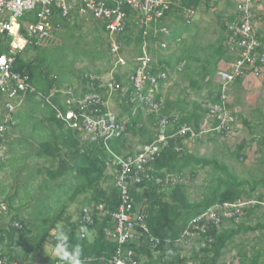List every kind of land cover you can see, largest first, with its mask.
<instances>
[{"label": "built area", "instance_id": "2783aa9c", "mask_svg": "<svg viewBox=\"0 0 264 264\" xmlns=\"http://www.w3.org/2000/svg\"><path fill=\"white\" fill-rule=\"evenodd\" d=\"M233 1L237 4V14L226 23L225 46L235 56V60L228 68L218 69L219 100L210 106L202 125L195 128L188 123H181L179 115H162L165 106L158 100L157 93L170 72L165 64L154 61L146 49V43L141 48V56L126 59V42L114 40L117 36L125 35L130 27L135 31L143 30L144 35L149 36L154 25L167 17L173 7V0H0V39L3 40L0 48L5 49L0 54V143L6 140L10 127L15 124L17 106L27 94H34L37 100L52 109L57 121L62 122L65 128L79 132L84 144H98L103 148L108 155V167L119 193L118 210L111 214L112 227L105 230L107 238L119 245L110 264H139L127 245L140 247L144 239H149L155 246L159 243L150 233L148 217L143 208L136 207L131 190L145 183L166 188L180 181L177 176L156 175L153 169V164L169 146V142L177 139L195 142L215 135L224 138L233 136L241 110L231 106L232 86L247 75H264V42L256 31L259 16L264 18V0ZM28 13L35 15V21L24 22L21 30V21ZM55 13L69 22L74 14L98 22L112 40L109 50L113 69L109 77L86 75V91L80 90L78 93L70 87L54 89L49 95H44L32 86L28 75L14 70L18 54L28 47L41 46L59 29L54 22ZM185 13L187 18H192L195 11L187 9ZM154 33L156 36H171V30L167 27L155 29ZM185 65L183 61L177 72H183ZM126 69L127 75L118 73V70ZM118 74L124 76L122 81L118 80ZM112 96L118 98L120 104L132 107L133 111L142 110L156 117L155 139L142 147L139 154L120 155L111 148L110 142L125 135L128 128V122L112 112L107 99ZM58 97L61 99L60 105L54 102ZM262 149L264 151V145ZM250 204L239 200L210 207L192 219L181 242L186 244L202 238L201 247L204 248L207 243L213 242L209 236L212 226L219 227L225 220L238 223ZM81 212L82 221L88 224L94 223L96 213L103 217L110 215L103 206L84 207ZM0 213H7L5 205H0ZM14 226L21 228L18 223H14ZM58 257L44 264L79 262L78 258L61 261ZM0 264L19 263H9L0 245Z\"/></svg>", "mask_w": 264, "mask_h": 264}, {"label": "trees", "instance_id": "16d2710c", "mask_svg": "<svg viewBox=\"0 0 264 264\" xmlns=\"http://www.w3.org/2000/svg\"><path fill=\"white\" fill-rule=\"evenodd\" d=\"M213 2L215 0H183L181 8H177L176 11L183 9L198 10L202 6H208ZM127 10L131 12L129 9ZM172 12L173 7L167 15ZM79 18L78 14H74L73 19L75 20L69 22L58 13H55L54 22L56 26H59L57 30L71 31L75 27L79 28L76 24V20ZM23 21L34 22L35 15L28 13ZM94 23L96 30L101 29L105 33V29L100 23ZM222 27L227 35L225 22L222 23ZM151 35L152 31H150L149 36H145L143 30L138 29L135 31L130 27L125 35L117 36L116 40L126 42L127 45L134 44L137 56H141L142 45ZM261 41L264 42V38ZM31 49L38 51V55L33 59H25V57L19 55L14 63V70L28 75L32 86L44 95H49L54 89H60L61 84L57 81V76L51 78L53 74L51 62L53 60L47 58L46 49L40 50L41 46H33L28 48L27 51ZM3 51L4 49H1L0 53ZM229 54L224 39L221 37L207 49V59L197 58L193 53L185 58L187 64L197 62L203 65L204 72L200 78L202 81L209 78L208 85L213 88V99L211 101L213 104L219 100V85L214 84L218 64L223 59L231 62L235 60V56L232 60L228 57ZM95 73L101 75L100 71ZM183 74L188 77L186 72ZM86 75H81L84 84L83 90L85 91ZM117 78L122 81L124 76L118 74ZM241 80L239 79L237 82L239 83ZM25 100L26 102H33L35 108L41 110L39 112L43 111L44 113L45 111L47 113L49 127L38 133L43 142L35 150L34 157L51 162V167L45 170L48 174V180L56 184L57 188H61L60 183L57 182L69 178V185L67 184V186L70 187L68 190L72 203L82 196V208L103 206L104 211L110 215L103 217L96 213L94 223L88 224L82 221V208L75 219L74 216L68 214V206L64 205L61 209L54 210L53 206L46 203L44 199L39 202L36 208L48 204L52 208L46 209L44 207L43 211H39L33 226H30L20 214L11 218V224L5 234H8L9 246L20 247V251L14 250L8 253L9 263L17 261L19 264H31L34 259H37L40 264L47 263L51 260V256L47 253L45 247L49 245L53 250H61L58 257V260L61 261L78 258V264H110L109 261L115 255L119 245L107 238L105 230L112 227L111 214L118 210L119 193L115 187L113 175L108 174L107 153L98 144H84L81 141L80 133L65 128L62 122L57 121L52 109L44 105L43 102L38 101L34 94H27ZM54 102L60 105V98H56ZM120 107L121 111L129 113L127 133L121 138L111 141V148L120 155L125 152L130 155L139 154V151L134 152L130 149V139H137L139 141L138 145L141 146L151 144L155 139L156 117L148 115L147 121H145L142 110H138L136 114H133L132 107L125 104H121ZM63 109L65 110L64 107ZM179 109L181 111L177 112L180 116V122L188 123L195 128L200 126L209 112L202 109L201 111L196 110L188 113L182 105H179ZM172 113L174 111L165 105L162 115H172ZM28 116L33 119V116ZM15 117L17 118L16 115H14V119ZM185 142V139L170 141L169 146L162 151L160 157L153 164L156 175L162 177L166 175L177 176L180 181L166 188L155 183H145L137 185L131 190L136 207L143 208V212L148 217L151 235L159 240L156 246L149 239H144L140 243V247L133 244L127 245V249L134 252V257L139 264H218L223 250L235 236V231L222 234L219 233L217 227L212 226L209 236L213 238V242L207 243L202 248V238L194 240L192 253L189 256L183 255L182 235L192 219L205 213L210 207L222 203H234L244 197L251 198V192L254 189L248 186L250 190L247 191L246 186L249 183L240 181L236 173L231 172L227 166L220 165L215 160L195 157L188 151ZM258 144L259 151L262 152L264 139L260 140ZM244 148L245 143L237 149L235 153L237 158H242L241 154ZM206 167L212 170L210 182H208L202 198L198 201H191L187 187L181 182V179L185 177L187 171H191V174L195 176L197 169ZM254 184L257 185L258 181ZM16 198L15 195L4 200L8 205L7 213L12 211ZM16 222L21 228L14 226ZM240 227L242 225H236V228L239 229ZM3 232H0V245L5 240ZM52 232L55 233L52 234ZM83 235L85 237H82Z\"/></svg>", "mask_w": 264, "mask_h": 264}, {"label": "crops", "instance_id": "0c3cea01", "mask_svg": "<svg viewBox=\"0 0 264 264\" xmlns=\"http://www.w3.org/2000/svg\"><path fill=\"white\" fill-rule=\"evenodd\" d=\"M182 2L183 0H173V12L167 15L166 18L162 19L160 22L154 25L153 29L151 30L152 31L151 37L145 42L147 47L146 49L148 50L149 54L153 57L154 61H156L160 65L165 64L170 72L167 81L160 84L157 93V98L158 100H161L165 105L170 107L172 111H174V113L172 114H177V115H178L177 111H181L179 109V105H182L186 109L185 111L191 113L196 110L201 111L202 109L209 111L210 106L213 104L211 102L213 99L212 97L213 88L208 85L209 78H207L205 81H202V79L200 78V76L204 72L203 65L197 62H191L190 64H187L185 58L190 56V53H193V55L196 56L197 58L207 59L206 51L214 42L209 44H204L203 46H199V47H196L194 44L191 43L189 46H186L185 45L186 43L182 44V42L180 43L178 42V40L181 41L186 40V37L184 36L185 34H189L192 31L197 30V25L194 22L198 21L200 17V15L198 16L197 12H195L193 16L195 17L197 15L194 21H192L193 17L189 19L186 18L187 17L186 13L184 14L186 17L184 18L181 15H177L176 9L181 8ZM213 5L214 6L220 5L219 6L220 10L217 15L219 35L215 40V42L221 37L224 39L225 42L227 35L225 34V31L222 27V23L223 22L227 23V21H230L235 18V15L237 14V4L233 0H224V1L215 0V2L211 3L210 5L208 4V6L205 5L202 6L200 10L201 11L203 9L208 10ZM198 10H194V11H198ZM178 12H181V10ZM24 22L27 21H23L22 19L21 30L23 29L22 27ZM176 25H179V28H177ZM192 26H194L195 28H193ZM162 27L169 28L171 30V36L169 37L162 35L156 36L154 30ZM263 29H264V18L263 16L262 17L259 16L256 22V31H257V36L259 37L260 40L264 38V33L262 31ZM116 38L114 40H116ZM191 38L192 37H189V42ZM2 41L3 40L0 39V44ZM133 46L134 44H131L132 48ZM1 49L4 48L1 47L0 50ZM27 49L24 52L18 54V56L22 55L23 57H26V55H28L29 52V50L27 51ZM3 52H5V49ZM228 57L230 59L232 58V60L234 58L232 54H229ZM183 61L186 62V65L184 67L183 72L179 73L177 72L176 69L181 65ZM232 63L233 62L228 61L226 59L221 60L218 64L217 71L218 69L228 68V66L231 65ZM185 72L187 73L188 77L184 76L183 73ZM124 73L127 75L126 71ZM263 77L264 75H262L261 77H254L252 75H247L245 78L241 80V82L239 83L236 82L232 86L230 92L231 106L233 108H238L241 110V114L239 116V120L237 122V127H236L237 131L238 132L247 131L249 133V140H251V142L254 144L256 142L259 143L260 140L264 139V78ZM185 81L188 83V85L183 89H180L182 88V83H184ZM214 84L219 85V80L217 79L216 75L214 78ZM77 92L79 93L80 91L77 90ZM196 93L200 94V97L195 96ZM107 99L110 104V108L112 112L115 115H117L119 119L127 121V119L129 118V113L121 111V107H120L121 104L119 103V99L116 98L115 96L114 97L112 96ZM24 100L25 99L22 100L21 104L24 102ZM60 103H61V99H60ZM136 113L137 111H133V114ZM15 115L17 116V118L15 117V124L10 127L6 140L0 144V200L1 197H4L3 200H6V198L10 196L16 195L17 197L14 201L12 211H10L9 213H0V232L4 231L3 236L5 238L4 243L1 244V246L3 247V256L6 257L7 259H9L8 257L9 252L14 250L18 252L20 251V247L16 248L15 245L9 246L8 243L9 237L8 234H5L7 232V228L11 224L10 220L14 215H19V214L25 220V218L23 217L25 215L24 214L25 209L31 205V202L28 204L23 203V201L25 202V198L22 197H26V196L30 197L31 195L30 191H32V189L35 190L36 187L34 185L31 186V183L27 181V183L22 182L11 185V191L9 190L8 188L9 183L6 181L5 176H9V179L11 181V174L13 173L12 171L16 168H13L15 164L12 163L10 159L8 160L9 157H5V158L3 157V153L5 154L4 150H6L5 148L7 146L9 147L14 145L15 147H17L19 152L21 151L20 146L23 147L22 149L28 148V149L36 150L43 142L41 136H39L38 133L43 131V129H47L49 127L47 122V113L45 111L44 113L43 111L40 112L39 114L40 118L37 119L36 125L35 123L33 124L32 122V120L37 116L35 113L34 114L29 113V115L33 116V119L30 118L28 114L23 111H16ZM147 117L148 115L144 113L143 118L145 121H147ZM26 118H27V122H26ZM202 123L200 125H202ZM36 129H40V131H37ZM14 132L23 133V136L17 139V136L15 135L11 136V133ZM216 136L220 137L221 140L225 139L222 136L219 135ZM138 142L139 141L137 139H135V141L133 140L130 141L129 145L132 151L141 152V149L144 146L138 145ZM185 143H196V141L195 142L186 141ZM243 143H245V148H244L245 151L248 145L247 140H243L240 143V145L237 146L236 150L234 151V154L237 152V149ZM244 151L241 154L243 159L238 158V160L241 162H244L246 160ZM19 152H15V154L18 155ZM21 152H24V150H22ZM126 154L129 153L128 152L123 153V155ZM26 155H27L26 153L25 154L23 153L25 162L26 159L27 160L30 159L29 156ZM262 159H263L262 161H264V155H262ZM37 160H44V159H37ZM207 160H214V159H207ZM35 162L36 161L34 160V163ZM219 164L227 166L225 164H221V163ZM45 168L46 167H44L46 178L43 181V183L48 180V174L46 173ZM228 168L231 172L237 174V177L240 181L244 183L246 182L249 183L246 186L247 191L250 190L248 189V186L249 188L254 190L253 192H251L250 199L246 197L241 199L251 203L249 206H247L245 210V216L238 223H235L234 221H230V220H225L222 222V224L219 227H217L219 233L222 234L233 233L235 231V236L233 237V239L229 241L227 247L223 250V254L218 264H262L264 263V222H262L264 220V207H263L264 199L263 197H261V195H258L257 190L258 189L264 190V177L253 179L250 181L240 176L239 173H237L235 170H232L230 167ZM21 176L22 175L20 174V177ZM68 181L69 178L63 179L60 182V186L62 185L67 186V184L69 183ZM257 181L258 184L255 185L254 183ZM207 185L208 184H205V188L207 187ZM41 186L45 188L47 187L46 184L44 185L41 184ZM45 188L43 189L45 190ZM65 188L68 190L67 187ZM256 194L258 196L255 198ZM20 196L22 197L20 198ZM2 203L8 206L6 202L2 201ZM253 218L258 219L257 222H255L254 224L250 223ZM243 219L244 221L242 222ZM236 225L237 226L242 225V227L238 229L236 228ZM35 260L37 259H34L31 264H35Z\"/></svg>", "mask_w": 264, "mask_h": 264}, {"label": "rangeland", "instance_id": "374dc122", "mask_svg": "<svg viewBox=\"0 0 264 264\" xmlns=\"http://www.w3.org/2000/svg\"><path fill=\"white\" fill-rule=\"evenodd\" d=\"M219 6L220 5H213L208 10L203 9L201 11L199 9L198 11H195L198 13V16L200 15L198 21L194 22L197 25V30L192 31L189 34H185L184 36L186 37V40H182V44L186 43L185 45L189 46L191 43L196 47H199L203 46L204 44L215 42L219 35V26L217 24V15L220 10ZM186 10L187 9H183L181 12L176 11L177 15H181L183 18L186 17L184 15ZM195 17H197V15ZM195 17H193L192 21H194ZM80 18L76 20V24H78L79 28L75 27L71 31L64 29L58 30L54 32L51 38L46 40L41 45L40 50L43 48L44 50L46 49L45 53L47 58L54 61V63L53 61L51 62V67L53 69L51 78L57 76V81L60 82L61 89H67L71 87L75 88L76 91H80L84 89V84L82 83L81 79L82 74H96V71H100L101 75L99 76H104L107 78L113 69V65L111 63L112 58L110 56V50L108 47L111 39L106 35V33L102 32L101 29L96 30L94 21L86 20L82 17ZM74 20L75 19H72L71 22ZM176 27L179 28V25H176ZM192 27L195 28L194 26ZM262 31L264 33V29ZM189 37H192L190 42ZM37 52L32 49L29 50L25 59L35 58L39 53ZM124 56L126 59L135 57L136 51L134 46L132 48L131 45H127L124 51ZM118 71V73H124L125 71L128 72L127 69ZM124 75L126 74L124 73ZM187 85L188 83L185 81L182 83V88L180 89H183ZM195 96L200 97V94L196 93ZM16 111H23L28 115L29 113H35L31 111H38L35 113L37 115L36 118L32 120L33 124H37V119L40 118L39 111L41 110L35 108L33 102H26V100H24L22 104L17 106ZM40 129L36 130L40 131ZM235 133V135L225 138L224 140H221L220 137L215 135L196 141V143H186V146L188 151L195 157L214 159L221 164L227 165L232 170H235L240 176L247 180L251 181L253 179L263 178L264 161H262V155H264V151L262 150L261 155V152H259L258 142L255 144L252 143L251 140H249V133L247 131L238 132L236 128ZM12 135L17 136L18 139L19 137L23 136V133L14 132L11 133V136ZM131 140L135 141V139H130V141ZM243 140H247L248 145L244 151L246 160L241 162L235 157L234 151ZM22 148L23 147L20 146L21 151L24 150V152H19L15 145L9 147L7 146L5 148L6 150H4L5 154L3 153V157H9L8 160L10 159V161L15 164L13 168H16L12 171L13 173L11 174V181L9 176H5L6 181L9 183L8 188L10 191L11 185L22 182L27 183V181L31 183V186L34 185L36 187L35 190L32 189V191H30L31 193L29 192L31 194L30 197L20 196V198H25V202L23 201V203L28 204L31 202V205L25 209V215L23 216L26 222L29 223L30 226H33L39 211H43L45 208L51 209L52 206L54 210H59L64 205L68 206V214H71L76 219L78 212L82 208V196L77 198L75 202L72 203L70 201L69 190L65 188L67 187L70 189V187L62 185L60 186L61 188H57V185L50 182L49 180L43 183L46 178L44 167H46L45 169L51 167V162L37 160L33 156L35 149ZM15 152H19L18 155L15 154ZM23 153H26V156H29L30 162L27 159L26 162L24 161ZM34 160L36 161L35 163ZM211 173L212 170L209 167L199 168L195 171V176L191 174V171H187L185 177L181 179V182L187 187L188 195L191 201H198L202 198L203 193L206 191L205 184L210 182L209 179L211 177ZM20 174L22 175L21 177ZM108 174H112V171L109 169ZM57 183L59 184L60 182ZM41 184H46L47 187H42ZM43 188H45V190ZM257 193L264 199V190L258 189ZM258 195L256 194L255 198ZM3 198L4 197H1L0 200V204L2 206L5 205L2 203V201H4ZM44 199L46 200V203H50L52 206L48 204L46 206H40L36 208L39 205V202ZM257 220L258 219L253 218L250 223L254 224L257 222ZM243 221L244 219L242 222ZM262 222H264V220ZM54 233L55 232H52V234ZM182 246L184 248L183 255H191L193 242L183 244ZM45 249L47 253L50 254L51 259L60 256V249L53 250L49 245L46 246ZM38 263V260H35V264Z\"/></svg>", "mask_w": 264, "mask_h": 264}]
</instances>
